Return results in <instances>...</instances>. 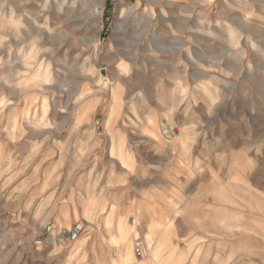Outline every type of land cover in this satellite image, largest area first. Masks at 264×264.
Masks as SVG:
<instances>
[{
	"label": "rangeland",
	"instance_id": "374dc122",
	"mask_svg": "<svg viewBox=\"0 0 264 264\" xmlns=\"http://www.w3.org/2000/svg\"><path fill=\"white\" fill-rule=\"evenodd\" d=\"M0 264H264V0H0Z\"/></svg>",
	"mask_w": 264,
	"mask_h": 264
},
{
	"label": "built area",
	"instance_id": "2783aa9c",
	"mask_svg": "<svg viewBox=\"0 0 264 264\" xmlns=\"http://www.w3.org/2000/svg\"><path fill=\"white\" fill-rule=\"evenodd\" d=\"M85 233V225L83 223H77L70 231L65 232L63 235L57 237V243L61 245H69L78 240ZM44 241L39 239L36 241L38 247L42 246ZM136 254L142 253L141 247L138 245L135 249Z\"/></svg>",
	"mask_w": 264,
	"mask_h": 264
},
{
	"label": "crops",
	"instance_id": "0c3cea01",
	"mask_svg": "<svg viewBox=\"0 0 264 264\" xmlns=\"http://www.w3.org/2000/svg\"><path fill=\"white\" fill-rule=\"evenodd\" d=\"M106 197H107V194H106ZM108 200H109L108 205H111V204H110L111 199H108ZM159 205H160V204H159L158 202H156V204H154L153 202H147V203H144L143 207H144V209L146 210V208H147L148 206H156V208H159ZM111 206H112V205H111ZM103 207H104V206H103ZM162 214H163V213L160 214L161 217L163 216ZM158 217H159V215H158L156 218L158 219ZM141 219L143 220V222H144L145 225H148V224H150V223H153L152 220H150L148 214H146L145 212L141 215ZM107 222H108V225H107ZM105 224H106L107 228H109V229L111 228L110 218H108V219L105 220ZM108 226H109V227H108ZM116 230H117V231H116V234H115V235H112V237L118 236V233L120 234V231H119L118 229H116Z\"/></svg>",
	"mask_w": 264,
	"mask_h": 264
},
{
	"label": "bare ground",
	"instance_id": "6f19581e",
	"mask_svg": "<svg viewBox=\"0 0 264 264\" xmlns=\"http://www.w3.org/2000/svg\"><path fill=\"white\" fill-rule=\"evenodd\" d=\"M118 230L120 231V235L122 236V239L124 240L127 236H128V234H129V228L126 226V224L125 223H123V222H121L120 223V225L118 226ZM115 243H117L116 241H115ZM156 245H155V243H153V242H151V247L153 248H155L156 249V247H155ZM155 249H154V251H155Z\"/></svg>",
	"mask_w": 264,
	"mask_h": 264
}]
</instances>
